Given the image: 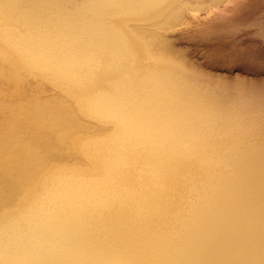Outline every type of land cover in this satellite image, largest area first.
Segmentation results:
<instances>
[{
  "label": "bare ground",
  "instance_id": "1",
  "mask_svg": "<svg viewBox=\"0 0 264 264\" xmlns=\"http://www.w3.org/2000/svg\"><path fill=\"white\" fill-rule=\"evenodd\" d=\"M202 2L0 0V264H264V102L168 37Z\"/></svg>",
  "mask_w": 264,
  "mask_h": 264
},
{
  "label": "rangeland",
  "instance_id": "2",
  "mask_svg": "<svg viewBox=\"0 0 264 264\" xmlns=\"http://www.w3.org/2000/svg\"><path fill=\"white\" fill-rule=\"evenodd\" d=\"M203 1L168 37L196 72L215 84L222 82L217 85L225 91L244 88L243 93L264 102V0Z\"/></svg>",
  "mask_w": 264,
  "mask_h": 264
}]
</instances>
